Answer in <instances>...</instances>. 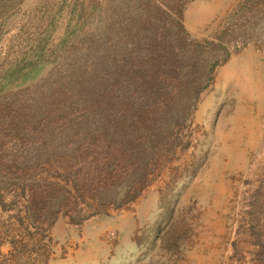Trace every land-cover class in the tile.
Returning a JSON list of instances; mask_svg holds the SVG:
<instances>
[{"label": "rangeland", "instance_id": "obj_1", "mask_svg": "<svg viewBox=\"0 0 264 264\" xmlns=\"http://www.w3.org/2000/svg\"><path fill=\"white\" fill-rule=\"evenodd\" d=\"M153 32L176 49L220 43L200 58L222 61L195 103L172 87V114L149 100L161 122L142 120L148 132L113 119L123 134L109 150L97 98L76 101L69 83L96 63L150 62L140 37ZM154 144L150 183L121 201V153ZM258 242L264 0H0V264H264Z\"/></svg>", "mask_w": 264, "mask_h": 264}, {"label": "trees", "instance_id": "obj_2", "mask_svg": "<svg viewBox=\"0 0 264 264\" xmlns=\"http://www.w3.org/2000/svg\"><path fill=\"white\" fill-rule=\"evenodd\" d=\"M143 39L147 50L145 56L151 59L150 62L129 66L127 63L126 65L96 63L92 70L80 68V72L84 74L82 79L69 83L73 91L72 96L76 101L80 97L92 100L97 98L98 105L103 109H100L103 112L99 114L97 130L104 133L109 132L105 141V147L109 150L123 134L121 129L120 135L119 122L117 123L118 127L111 126L113 119L120 118L122 123L128 121L130 128L135 126L137 131H132L133 134L148 132V129L142 126V120L145 119L147 123L155 124L161 122L160 119L155 118V113L151 112L147 115L145 107H149L147 103L149 100H152L156 110L159 109L157 114H172L177 108L175 100L169 99L172 92L169 87H172L173 89L177 88V92L182 95L184 92L191 91L192 101L195 103L198 95L209 85V76L213 68L222 61L217 57L210 58V56H205L204 60L200 58L201 51L205 48L211 50L212 53H218V50H221L220 43L210 41H191L190 43L183 37H178L177 41L175 40L178 43L177 50L175 46L165 40V34L153 32L140 37V40ZM187 48L189 51L186 50ZM203 62L207 66V72L199 76L196 69L200 63L204 64ZM112 96H118L117 98L120 99L113 100ZM160 99L166 100L160 102ZM190 99L183 100V105H188L187 109L193 104L189 103ZM67 102L68 109L75 104L70 98H67ZM184 118L178 121L183 123ZM162 136L163 134L160 133L155 142H159ZM131 138L133 139L132 136ZM152 139L154 140V136ZM117 145L121 148V142H118ZM154 147L155 144L149 150L150 154L148 155L133 149H127L128 153H121L122 158L127 160L128 175L132 179V191H126L121 201L135 197L144 186L150 183V179L147 178L155 172L151 166L158 156ZM94 151L95 146L88 145L87 154H93ZM73 154L77 153L74 151ZM257 247L264 251V243L258 242Z\"/></svg>", "mask_w": 264, "mask_h": 264}]
</instances>
